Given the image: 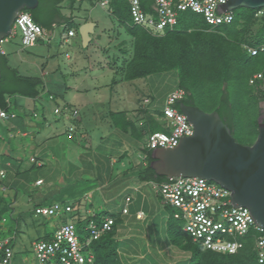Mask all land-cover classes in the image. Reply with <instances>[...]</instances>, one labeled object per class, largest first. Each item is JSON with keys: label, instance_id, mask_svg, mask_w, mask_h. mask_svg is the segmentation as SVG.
<instances>
[{"label": "rangeland", "instance_id": "374dc122", "mask_svg": "<svg viewBox=\"0 0 264 264\" xmlns=\"http://www.w3.org/2000/svg\"><path fill=\"white\" fill-rule=\"evenodd\" d=\"M68 1H63V14L71 15L80 24L85 21L96 23L87 47H83L77 31L74 37L64 41L67 31L65 24L55 25L51 35L37 41L33 46L22 47L18 29L3 44L11 66L17 67L24 74H39L42 66L49 79L40 98L30 104V110L35 108L37 113L42 109L46 110L43 120L50 123L45 128L46 135L50 137L41 139L43 142L36 138L37 143L34 145L29 140H24V156L21 157L18 167H8L0 163V167L6 170V176L0 178V238H11L14 252L12 264H36L32 243L52 235L67 221L75 224L80 240L85 239L86 232L81 231V228L87 225L85 204L88 202L93 209L99 207L102 211L111 208L113 212H110L120 213V196L112 204H107L104 203L102 195L108 197L115 194L130 178V182H136L135 167L140 160L139 149L146 142L147 134L140 140L133 141L134 144H123L121 137L114 133L109 120L110 112L125 110L128 116L135 118L138 123L141 120L143 124L144 114L137 110L143 99H150L153 106L159 105L176 88L174 72L151 75L130 82L120 80V75L112 71L115 68L111 67V63L115 61V65L119 64L120 52L130 47V36L97 0H77L72 14L67 10ZM255 17L251 27L253 31L261 25L264 14L257 12ZM120 42L125 43V48L124 45L120 46ZM113 79L118 82L113 84ZM73 82L80 87L78 91L68 88L73 86ZM256 91H253L255 96H259ZM50 95L53 99L49 98ZM11 101L13 103L8 112L17 110V104H26L29 100L14 96ZM55 105L59 110L57 113H54ZM73 106L77 108L79 119L78 115L74 116L72 113ZM160 121L162 125H168L166 118L161 117ZM3 123L6 124V121L0 122V129ZM237 131L243 137H252L254 130L248 116L240 121ZM235 139L242 142L237 136ZM11 142V153L8 152V155L15 156L21 149H18L14 138ZM124 149L127 153L119 159L118 155L121 153L118 152H123ZM32 155L36 157L35 161H30ZM105 166L109 168L106 170ZM37 179L42 181L37 184ZM102 184L105 185L103 194L98 188ZM150 196L155 198L153 194ZM78 200L79 207L76 203ZM158 200L162 204L160 203L154 222L130 225L133 230L128 231L130 236L127 238L134 242L136 247L133 249L136 252H127L125 255L121 252L123 263L129 264L131 260L137 264L143 261L145 264H184L186 259L183 258L189 257V252L183 251L187 254L180 256L183 260H171L177 248L171 240V234H174L172 231L176 228H170L169 233L167 221L176 210L166 205L160 197ZM54 201L70 203L75 209L49 216L35 213L36 205H50ZM127 216L119 217L115 226L120 248L123 244L131 247L130 241H125L123 236L118 235L119 229H127L129 226ZM139 226L143 229H139Z\"/></svg>", "mask_w": 264, "mask_h": 264}, {"label": "trees", "instance_id": "16d2710c", "mask_svg": "<svg viewBox=\"0 0 264 264\" xmlns=\"http://www.w3.org/2000/svg\"><path fill=\"white\" fill-rule=\"evenodd\" d=\"M63 1L65 0H38V5L34 9L26 11L31 19L45 30H50L56 21L62 20L67 25V31L73 29L78 32L80 23L74 21L71 15L63 14ZM76 1H68L67 10L70 13ZM140 3L145 11L153 12L152 0H140ZM107 9L109 15L124 27L131 39L130 47L127 49L124 42L119 43L125 48L123 51L119 49L121 51L119 64L115 65V61H112L114 64L111 63V67L115 68L114 72L120 75V80L130 82L151 75L174 72L175 86L184 91V95L174 103L176 109L179 110V104L183 102L196 105L207 112L216 110L234 137H239L243 144L253 143L258 132L256 119L262 109L260 104L261 101L264 102V87L256 91L260 95L255 96L253 91L257 89L249 84L253 74L261 73L259 84L264 85V49H260L264 47V19L256 31L251 28L258 9L238 7L232 11L233 20L230 23L215 27L206 24L200 14L184 11L178 16V22L173 29H165L160 34L132 22L127 0H109ZM247 48H255L257 51L251 54ZM0 74V109L8 111L13 103L11 98L14 96L38 97L45 87L40 76L23 75L16 67L11 66L6 53H0ZM116 82L118 81L115 79L112 81L113 84ZM149 103L145 106L142 102L141 107L137 109L139 113L144 114L142 126L139 127L137 120L128 116L124 110L110 112L109 120L112 127L122 135L131 136L136 140L143 138L145 133L148 135L163 130L160 121L163 117V103L154 106L151 101ZM246 116L252 122L254 130L250 138L239 135L237 131L240 121ZM139 151L141 157L140 168L136 172L137 178L143 182L166 181L167 177L157 175L150 166L153 160L152 150L144 143ZM55 202L57 201L53 203ZM52 204H38L34 210L36 207ZM68 204L73 211L75 206ZM86 214V222L93 218L99 224L106 217L113 218L111 229L101 233L89 245L95 263L123 264L119 259V242L115 233L116 214L106 210H99L94 214L86 211ZM181 225V221L174 216L167 221L168 232L170 228H176L172 231L174 234H171V240L189 252V260L184 264H263L258 262L254 250V236L257 232L253 229L239 238L242 247L235 253H221L194 242L182 230ZM82 230L86 232V239L89 233L85 227L81 228ZM52 235L42 239L50 240ZM0 239H8V244L12 247L10 237Z\"/></svg>", "mask_w": 264, "mask_h": 264}, {"label": "built area", "instance_id": "2783aa9c", "mask_svg": "<svg viewBox=\"0 0 264 264\" xmlns=\"http://www.w3.org/2000/svg\"><path fill=\"white\" fill-rule=\"evenodd\" d=\"M127 1L132 22L155 34L173 29L178 16L184 11L200 14L210 27L228 24L233 20V12L223 10L220 6L225 0H152V13L142 8L140 0ZM98 3L107 8L109 0H98ZM257 12L264 14V7L258 8ZM15 29L20 33L23 47L33 46L47 37L45 29L36 24L26 10H22L14 19L12 33L0 40L1 54L6 53L3 44L15 33ZM74 34L73 29L67 31L68 37ZM260 49L263 50L264 47ZM247 50L251 54L257 51L255 48ZM261 78V73H255L249 79V84L255 86L257 91L264 87L259 84ZM183 95L184 91L176 87L165 96L162 111L168 125H162L163 130L147 135L145 146L148 149L158 146L171 148L176 146L181 136L192 135V123L174 107L175 101ZM149 101L145 98L143 105ZM58 111V108L54 109L55 113ZM72 113L74 116L78 114L76 109ZM8 117H15V114L0 109V119ZM3 177L5 172L0 170V178ZM40 182L41 180L37 181ZM152 185L163 202L176 210L173 216L182 222V230L206 249L235 253L242 247L239 238L250 229L255 230L254 250L258 262L264 264V227L252 220L247 208L232 205L229 190L201 177L179 176L173 182H152ZM129 201L130 197H126L125 202ZM60 211L70 212L72 207L68 203L55 202L51 206L35 208V213L41 216L56 215ZM126 212L127 209L123 208L122 213ZM136 217L142 218L143 212H137ZM112 224V217H106L100 224L89 218L85 227L89 235L85 240H80L73 222L60 225L50 240L39 239L32 243L36 264H96L89 245L101 233L110 230ZM8 243V239H0V264H12L13 248Z\"/></svg>", "mask_w": 264, "mask_h": 264}, {"label": "water", "instance_id": "95a60500", "mask_svg": "<svg viewBox=\"0 0 264 264\" xmlns=\"http://www.w3.org/2000/svg\"><path fill=\"white\" fill-rule=\"evenodd\" d=\"M37 5L38 0H0V40L12 33L14 19L20 11ZM220 6L230 11L238 7L258 9L264 7V0H225ZM95 27L94 21L79 25L83 47L90 43ZM260 105L258 132L248 145L235 139L216 110L207 112L181 102L179 110L192 123L193 133L181 136L174 147L151 148L150 166L157 175L168 178L161 183L173 182L179 176L214 181L229 190L234 207L247 208L252 220L264 227V102Z\"/></svg>", "mask_w": 264, "mask_h": 264}, {"label": "crops", "instance_id": "0c3cea01", "mask_svg": "<svg viewBox=\"0 0 264 264\" xmlns=\"http://www.w3.org/2000/svg\"><path fill=\"white\" fill-rule=\"evenodd\" d=\"M57 24H63L64 25V22L62 20L56 21L53 24V26H52V28L50 30H45L47 36L51 35L53 33V28ZM74 36H75V34L73 36H70V37H74ZM70 37L67 36V31H66V38L64 39V41H68V39ZM39 41H41V40H39ZM104 54H105V51H104ZM66 56H68V55H66ZM43 66H44V64H43ZM112 71H114V70H112ZM19 72L21 74L27 75V76H40L44 80V86H46V83L49 81V79L46 77L47 76L46 75V71H45L44 67H42V66L40 67L39 74H24L20 70H19ZM68 88L69 89H73L75 91H78L80 87H78V84H75V82H73V86L68 87ZM40 96L35 97V98H27L29 101H27L26 104H24V103L23 104H17V110L9 111V113H14L15 117H8L7 120H0V122L6 121V124H7V125L4 124L5 123L4 122L3 125H1L2 129H0V141L2 142V144L0 145V156H2L0 158V163H4V165H6L8 167H18V165L20 163V160H21V157L24 156V154L22 152L23 151V147L25 146V145H23L24 144V140H29L30 144L34 145V144L37 143L35 141L36 138L41 140V139H48L50 137L49 135H46L47 131L45 130L47 124H50V123L47 120H43L45 118V111L46 110L42 109L40 113H37L38 110L35 109V108H33L34 109L33 111L30 110L31 109L30 104H33V102H35L37 99H39ZM50 99H53V97L50 98ZM65 106H71V104L70 105L69 104H65ZM55 108H58V107L55 105L54 109ZM71 109L72 110H74V109L77 110L76 107L71 108ZM79 118H80V116L78 115V119ZM137 125H139V127L142 126L141 120L139 121V123L137 122ZM49 126L51 127V125H49ZM113 130H114V133H116L117 135H119L121 137V141H122L123 144L124 143L126 144L127 142L134 144L133 141H135L136 139L132 138L131 136H125V135L121 136V133H119V131H117L116 129H113ZM72 137L73 138L75 137L74 134L72 135ZM85 137H87L86 134H85ZM12 138L15 139V143L16 142L18 143V147H19L18 149H21V151L17 152L15 156H12L11 154L8 155V152L11 153V144H12L11 139ZM43 141L44 140H41V142H43ZM119 151L120 152H118V154H120V153L121 154L118 155V156H119V159H121V158H123L126 155L127 150L124 149L123 152H121L122 150H119ZM140 154H139L138 157H141ZM35 160H36V157H34L32 155L30 157V161H35ZM139 162H140V160L138 161V163H136V167H135L136 168V172L140 168ZM108 168H109V166H105L104 167V169H106V170ZM0 170H4L5 176H6V170L3 167H0ZM123 174L126 175V173H123ZM130 174L132 175V173H130ZM135 177H136V182L134 180H133V182H130L131 181V178H130L129 182L123 184L121 190H117L115 192V194H113L111 196H108V197L103 194L105 185L104 184L98 185V188L101 190V194H103L102 197L104 199V203L112 204V202L115 201V199L117 197L120 196V198H121V204H122L121 205V210H120L119 214H116V218L118 219L121 216L128 215L127 216V219L129 220L128 228L127 229L125 228L123 230L119 229V232H118V235L120 234L121 236H123L125 241L126 240L130 241V239L127 238L128 236H130V233H128V231L133 230V228L130 225L131 224H138L140 222L145 224L146 221H147V223H148V221L149 222H154L156 220V218H157L156 216H157V214L159 212L160 205L162 204L158 200L159 196L156 194L155 189L153 188L152 181H148V182L140 181L137 178L136 174H135ZM39 180L42 181V179H37V180H35L36 183ZM37 184H39V183H37ZM150 194H153L155 198L152 199ZM126 197H130V201L127 202V203L125 202V198ZM79 200L76 202L78 207H79V203H78ZM85 206H87V208L85 209L87 212H90V213L94 214V213L97 212V210L99 211V207H97V209H93L94 207L89 202L86 203ZM128 206H130V207H128ZM123 208L127 209L126 213H122V209ZM104 210L108 211L109 213L113 212L111 208L104 209ZM110 210L112 212H110ZM140 211L143 212V217L142 218H137L136 214H137V212H140ZM162 220H163V216L161 215L160 216V221L162 222ZM139 229L142 230L143 227H140ZM139 233H141V232H139ZM130 242H131V247L130 246H126V244H123L122 248L119 247V259L120 260H121V258H120V253L121 252L124 255L127 254V252H131L130 254H133V253L136 252L135 251L136 249L135 250L133 249V248L136 247L134 242H132V241H130ZM176 247L177 248L175 249L176 250L175 253L173 252L174 253V258H171V260L173 262H178L180 259L181 260L186 259V261L184 262V263H186L187 260H189L190 255L189 254L187 255L185 252H183L184 250L181 249L179 246L176 245ZM181 255L182 256H186L187 255L189 257L188 258L184 257L182 259L180 257ZM129 264H137V262L129 260ZM140 264H145V262L143 261Z\"/></svg>", "mask_w": 264, "mask_h": 264}, {"label": "flooded vegetation", "instance_id": "af4514ba", "mask_svg": "<svg viewBox=\"0 0 264 264\" xmlns=\"http://www.w3.org/2000/svg\"><path fill=\"white\" fill-rule=\"evenodd\" d=\"M262 119L264 120V114H263V118Z\"/></svg>", "mask_w": 264, "mask_h": 264}]
</instances>
